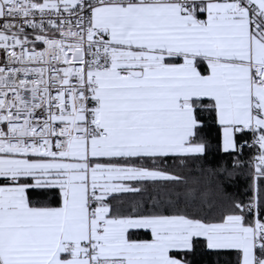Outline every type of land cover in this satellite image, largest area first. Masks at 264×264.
Listing matches in <instances>:
<instances>
[{
  "label": "snow or ice",
  "instance_id": "snow-or-ice-1",
  "mask_svg": "<svg viewBox=\"0 0 264 264\" xmlns=\"http://www.w3.org/2000/svg\"><path fill=\"white\" fill-rule=\"evenodd\" d=\"M0 264H264V0H0Z\"/></svg>",
  "mask_w": 264,
  "mask_h": 264
},
{
  "label": "trees",
  "instance_id": "trees-1",
  "mask_svg": "<svg viewBox=\"0 0 264 264\" xmlns=\"http://www.w3.org/2000/svg\"><path fill=\"white\" fill-rule=\"evenodd\" d=\"M216 130H215V128H213V130H212V136H213V138H215V136H216ZM216 159H218V157L214 154L213 156H210L209 157V161L210 162H212V161H214V160H216Z\"/></svg>",
  "mask_w": 264,
  "mask_h": 264
}]
</instances>
